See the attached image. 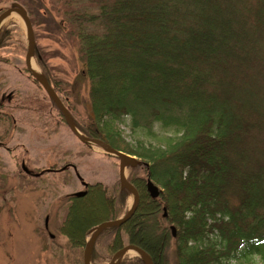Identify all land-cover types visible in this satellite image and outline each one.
<instances>
[{"label":"trees","instance_id":"obj_1","mask_svg":"<svg viewBox=\"0 0 264 264\" xmlns=\"http://www.w3.org/2000/svg\"><path fill=\"white\" fill-rule=\"evenodd\" d=\"M9 2L47 36L67 30L76 45L78 75L88 85L82 122L70 91L38 48L34 55L79 132L147 163L129 167L138 206L99 233L91 262L102 253L109 260L123 233L154 264L264 262V0ZM11 37V28L1 30L0 47ZM146 177L161 187L156 198ZM83 190L67 196L58 225L73 250H83L94 225L116 216L127 194L119 183L112 193L100 183ZM118 264L144 263L124 256Z\"/></svg>","mask_w":264,"mask_h":264},{"label":"rangeland","instance_id":"obj_2","mask_svg":"<svg viewBox=\"0 0 264 264\" xmlns=\"http://www.w3.org/2000/svg\"><path fill=\"white\" fill-rule=\"evenodd\" d=\"M9 1L1 0L0 10L10 6ZM43 2L49 4V0ZM6 28L12 29V37L0 47V98L1 109L11 116L0 119V264H82L75 258L82 260L83 250L71 249L58 232L67 196L83 190L84 183H100L112 193L119 183L118 159L95 144L79 141L70 132L44 90L24 70L27 30L22 20L11 14L0 31ZM32 29L35 48L64 90L70 91L73 113L82 122L87 117L88 85L78 75L81 65L76 45L66 37L67 30L60 37H50L42 26ZM32 60L41 72L35 55ZM120 127L126 141L130 140L128 127ZM123 172L128 177L131 171L127 166ZM138 172L142 173V168ZM126 193L114 218L125 213L132 201V195ZM104 256L102 253L92 264H106L109 260ZM252 260L264 264L258 257Z\"/></svg>","mask_w":264,"mask_h":264},{"label":"water","instance_id":"obj_3","mask_svg":"<svg viewBox=\"0 0 264 264\" xmlns=\"http://www.w3.org/2000/svg\"><path fill=\"white\" fill-rule=\"evenodd\" d=\"M11 14H17L19 16V19L22 20L27 30V43H26V50L23 61H24V66L27 72L29 73V75H31L32 78L41 86L42 90H44L48 98L55 104V106L59 110L58 112L61 113L62 118L66 123V126L79 141L84 143L88 142L95 144L98 147H100L103 150V152H105L106 154L112 155L118 159V181L120 184V188H125L132 195V201L125 213H123L121 216L115 219L102 221L97 225H94V227L91 229V233L82 251V264H91L92 246L99 233L104 229L111 227L112 225L113 226L122 225L133 215V212H135L138 206L137 203L139 202L138 191L132 185V183H130L127 180L125 173L123 171L126 166L134 167L140 164L141 161L133 155L127 154L123 151H119L113 148L111 145H109V143H106L99 138L97 139L95 137H89L79 132V129L76 127L74 123L75 121H73L69 110L67 109L65 104H63L61 98L54 91V89L49 84V82L46 81V78L44 77L42 72H40L38 68H37L38 72H35L32 69V64H34L32 57L34 51L33 49L35 46V38H34L33 29H31L32 25L30 19L28 18L25 9L20 4H17V2H13L10 6L2 9L0 11V25ZM143 164L147 165V163H143ZM146 188H147V192L152 198H156L160 193V188L157 185H155L150 178H147ZM83 193H84L83 191H77L74 193V195L79 196L82 195ZM170 230H171V234L174 235L175 234L174 226L171 225ZM128 253H133V255L139 257L144 264H154L151 256L148 255V253L143 248L139 247L138 245H134L132 243H126L124 244V246L116 250L106 264H118L119 261L124 258V255H127Z\"/></svg>","mask_w":264,"mask_h":264},{"label":"flooded vegetation","instance_id":"obj_4","mask_svg":"<svg viewBox=\"0 0 264 264\" xmlns=\"http://www.w3.org/2000/svg\"><path fill=\"white\" fill-rule=\"evenodd\" d=\"M2 103H3V98H0V114H1V115L7 114V115L11 116V115L9 114V112L7 113V112H5L4 110L1 109V108H2ZM2 144H3V142L0 141V147L2 146ZM21 170H24V171L26 172V169H25L24 167H22ZM49 170H50V171H53V169H51V168H50ZM35 174H38V172H35L34 175H35Z\"/></svg>","mask_w":264,"mask_h":264},{"label":"bare ground","instance_id":"obj_5","mask_svg":"<svg viewBox=\"0 0 264 264\" xmlns=\"http://www.w3.org/2000/svg\"><path fill=\"white\" fill-rule=\"evenodd\" d=\"M32 69H33V71L38 72L37 67L35 66V64H32ZM92 215H93V214H92ZM82 220H83L82 223H85V222H87L89 219H88V218H85V219H82Z\"/></svg>","mask_w":264,"mask_h":264}]
</instances>
